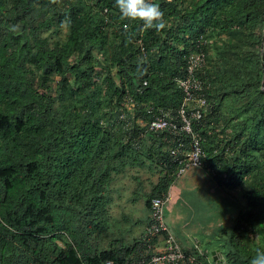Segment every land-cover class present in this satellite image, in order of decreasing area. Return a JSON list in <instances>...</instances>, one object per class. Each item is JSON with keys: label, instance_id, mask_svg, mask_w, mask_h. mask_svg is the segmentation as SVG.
Here are the masks:
<instances>
[{"label": "trees", "instance_id": "obj_1", "mask_svg": "<svg viewBox=\"0 0 264 264\" xmlns=\"http://www.w3.org/2000/svg\"><path fill=\"white\" fill-rule=\"evenodd\" d=\"M156 2L159 30L123 18L115 0H0V264H125L143 255L145 239L104 245L122 223L110 212L113 185L134 184L139 201L143 173L160 170L146 194L151 211L177 181L179 163L164 133L148 130L149 110H177L175 79L199 51L209 109L197 126L204 156L195 169L241 191L245 204L233 201L232 225L214 234L224 263L186 253L197 264H250L264 249V0ZM122 108L135 117L131 127Z\"/></svg>", "mask_w": 264, "mask_h": 264}, {"label": "built area", "instance_id": "obj_2", "mask_svg": "<svg viewBox=\"0 0 264 264\" xmlns=\"http://www.w3.org/2000/svg\"><path fill=\"white\" fill-rule=\"evenodd\" d=\"M206 53L203 51L195 52L187 57L186 72L183 77L175 79L177 86L183 92V101L174 110L159 109L153 113L152 120L147 124L151 132H161L165 135V140L169 143L168 152L179 163L177 176L181 177L191 169L202 166L203 136L197 131V126H202L209 104L205 95L206 83L199 76L200 70L206 65ZM147 84V81L144 82ZM132 108L128 105V108ZM126 108H122L119 117L125 120L126 126L131 127L134 115L130 114ZM187 135V142L184 139ZM171 190V189H170ZM171 197L170 191L165 198L155 197L151 202V221L146 227V241L143 255L135 262L125 264H184L189 259L190 264H197V256L188 257L187 253L181 248L176 237L170 233L166 221L167 202ZM168 232L167 236H164ZM164 237L163 247L157 248L154 239ZM205 254L207 251H200ZM105 264H115L107 261Z\"/></svg>", "mask_w": 264, "mask_h": 264}, {"label": "crops", "instance_id": "obj_3", "mask_svg": "<svg viewBox=\"0 0 264 264\" xmlns=\"http://www.w3.org/2000/svg\"><path fill=\"white\" fill-rule=\"evenodd\" d=\"M194 170V169H192ZM150 173L146 175L145 177L143 176L144 180H149V181H144L147 183V194L148 192L151 191L152 185L156 184L159 181V178L161 176L160 170H156V174L158 175L157 177L152 176L154 174V170H148ZM147 172V171H146ZM153 172V173H152ZM152 173V174H151ZM193 176V175H192ZM118 177V176H117ZM116 177V180H117ZM122 177V176H121ZM203 183H206L210 186H212L213 180L211 178H201L199 175H194V177L191 178L193 179L192 184H194L193 188H195L194 191H199L197 188V180L198 178ZM209 177V176H208ZM180 180V179H179ZM179 180L174 183V185L171 187L170 194L171 197L169 201L167 202V207H168V214H171L170 218L168 217L169 222L172 223V226L175 228L176 234L172 231L171 226H169V223L167 221L168 229L171 234H173L181 248L185 252L189 251H196L197 249L200 251H204L201 242H199L196 238L197 231L194 230L191 225L195 221L197 212L194 209L193 205H188L185 200V195H186V188H183L182 185H177ZM119 182H114L115 190L114 194L112 192L113 196V201L112 205L110 207V212L112 215V218H114L115 222H118L119 220L122 221L121 225L119 224H114V227H110V234H105V239L108 241L104 244L106 248L109 247L110 244H112L113 240L120 239V238H125L127 242H132L138 239H141V241L146 240V227L150 223V211L146 208V206H139L137 209L135 206H133L135 203H140L139 201H134V196L132 193L128 194L129 189H133V184L128 181L127 184H123L120 179L118 178ZM150 182V183H149ZM188 187V186H187ZM174 188V189H173ZM190 188V186H189ZM206 189V188H205ZM145 190V189H144ZM174 190V191H173ZM134 191V190H132ZM125 192L126 194L123 195L122 193ZM216 192V190L212 191ZM195 193V192H193ZM204 194L201 195V202H204ZM124 196H127V198H123ZM205 198H207V194H205ZM146 198V197H145ZM210 198V197H209ZM181 202H183V205L180 206ZM133 206L134 209L131 210V207ZM204 204H201V209L203 208ZM132 207V208H133ZM179 209H176V208ZM204 208H208L207 202L204 206ZM131 210V211H130ZM177 215H180L181 218H178ZM130 216V217H128ZM133 218V219H131ZM171 219V220H170ZM178 220L180 223L177 224L175 223V220ZM118 225V226H117ZM119 227V228H118ZM217 230V229H216ZM215 230V231H216ZM168 232H165L164 236H167ZM209 234V232H208ZM211 234V233H210ZM215 234V232H214ZM213 235V233H212ZM163 241L164 237H161V239H156L155 243L157 248H162L163 247ZM206 250V249H205ZM219 250V249H216ZM208 252V251H207ZM202 254V253H201ZM210 254V253H209ZM209 254L205 257L209 262H212L209 258ZM211 255V254H210ZM214 261V260H213ZM219 263V261H217Z\"/></svg>", "mask_w": 264, "mask_h": 264}, {"label": "rangeland", "instance_id": "obj_4", "mask_svg": "<svg viewBox=\"0 0 264 264\" xmlns=\"http://www.w3.org/2000/svg\"><path fill=\"white\" fill-rule=\"evenodd\" d=\"M64 32H65V29L62 30L59 35L57 34L56 38L58 39L59 37H62L64 35ZM227 37H228V35H227ZM227 37L225 35L226 39H227ZM230 40H233V36H230ZM56 80L58 82L59 77ZM71 81L75 86H77V84L75 83L74 80H71ZM57 82H54L53 86H52L54 96H56L58 94L56 91L57 90V84H56ZM149 173H150L149 171H147V172L145 171L143 173V176L145 177ZM156 173L157 172L155 171L154 174H152V176L157 177L158 175ZM196 174L199 175L201 178H203V177L209 178L207 173L205 171H203L202 169H194V170L191 169L189 172L185 173L181 177H178V180L179 179L180 180H179L177 185H182L183 188L187 189L186 195H185L186 203L189 206L193 205L194 209L197 212L196 219L192 223L191 227L197 231L196 238L199 242H201L203 249L204 250L206 249L205 251H208L211 254L212 251L217 249V245L219 243L217 240V236L214 235V232L216 233L215 230L218 228V226L220 224H223V223L226 226H231L232 225L231 216L238 214L240 203H242L244 205L245 200L242 197L241 191H239V190H236V191L222 190L221 188L217 187L214 182L212 183V186H210L206 183H203V179H202V182H198V181H201V180H199L198 177H197L198 178L197 188L199 189V191L198 192L194 191L195 190V188H193L194 184H192L193 179L191 180V178L194 177V175H196ZM123 178L124 177H122V179ZM144 179H143V181H149V180H144ZM122 183L124 185L127 184L126 181L122 182ZM146 185H147V183L144 182L143 186H144L145 190H142V193H144L145 191L147 192V189H146L147 186ZM133 186H134V184H133ZM137 186H138V184H137ZM189 186H190V188H189ZM113 187L115 188L114 185H113ZM132 190H134V189L131 188L127 192H128V194L132 193V195L134 196ZM214 190H216V192H212ZM129 191H130V193H129ZM114 192H115V190L113 191V194H114ZM193 192H195V193H193ZM204 192H205V194H207V198H205L206 196L204 194L203 197H204L205 201L201 202L200 201L201 195H203ZM122 194L125 195L126 193L123 192ZM145 197H146V193H144L142 199L139 200L140 203H135L133 206H135L137 209L139 208L140 205L145 206V202H146ZM123 198H127V196H124ZM235 200H238V202H240V203H238L237 207H235L234 204L232 203L233 201L236 202ZM206 202H207L208 208H204ZM201 204H204L202 209L200 208ZM182 205H183V202H181L180 206H182ZM133 206H129V207H131V210L134 209ZM176 209H179V208L177 207ZM232 209H234V210H232ZM165 216H166V219L169 223V226H171L172 231L176 234L175 228L172 226V223L169 222V220H168V217L170 218V216H171V214H168V207L166 208ZM177 216H178V218H181L180 215H177ZM175 223L179 224L180 222L176 219ZM208 232H209V234H208ZM212 233H213V235H212ZM106 234H110V232H108ZM253 238H254L255 243L259 242V236L253 235ZM210 254H209V258H210V260L213 261L214 257ZM220 259L222 260V262L219 261ZM217 261H219V263L225 262V258L222 256L221 253H219V257H218Z\"/></svg>", "mask_w": 264, "mask_h": 264}, {"label": "clouds", "instance_id": "obj_5", "mask_svg": "<svg viewBox=\"0 0 264 264\" xmlns=\"http://www.w3.org/2000/svg\"><path fill=\"white\" fill-rule=\"evenodd\" d=\"M115 5L123 18L140 20L147 28L164 27V13L156 0H115ZM250 264H264V249L256 250Z\"/></svg>", "mask_w": 264, "mask_h": 264}, {"label": "water", "instance_id": "obj_6", "mask_svg": "<svg viewBox=\"0 0 264 264\" xmlns=\"http://www.w3.org/2000/svg\"><path fill=\"white\" fill-rule=\"evenodd\" d=\"M219 253H220V250H214V251H212L211 255L214 257V260H217L218 259ZM219 261L222 262L221 259Z\"/></svg>", "mask_w": 264, "mask_h": 264}]
</instances>
